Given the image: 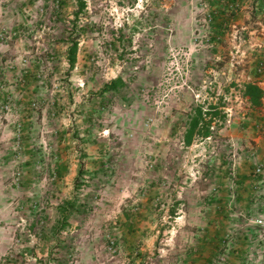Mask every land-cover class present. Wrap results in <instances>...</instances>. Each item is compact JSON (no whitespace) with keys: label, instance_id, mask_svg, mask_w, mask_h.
<instances>
[{"label":"rangeland","instance_id":"374dc122","mask_svg":"<svg viewBox=\"0 0 264 264\" xmlns=\"http://www.w3.org/2000/svg\"><path fill=\"white\" fill-rule=\"evenodd\" d=\"M214 3L0 0V86L13 89L22 84L13 82L15 78L26 77L19 88L29 93V113L35 115L30 128L23 129L28 132L23 134V150L11 152L5 175L0 169V264H123V242L114 222L124 203L142 201L162 203L157 210H144L143 216H151L153 223L141 221L139 229L159 230L157 241L152 235L146 244L160 248L159 254L165 250L166 229L173 224L165 205L169 183L178 198L181 190L185 196L195 195L193 186L207 185L204 174L212 168L209 159L215 152L222 157L223 171H229L232 147L219 128L230 114L239 118L247 108L235 82L219 84L212 77L198 85L194 78V93L173 105L175 111L185 105L188 109L174 131L164 130V136L172 132L176 139L175 153H188L189 158L164 161L156 173L149 144L153 125L149 119L142 125L138 116L149 106L144 94L164 75L172 49L191 50L192 59L199 51L198 34L192 33L186 44L183 36L189 33L180 29L179 13L214 12ZM75 42L77 60L72 67L69 52ZM243 52L240 46L233 56ZM228 54L233 59L230 50ZM216 69L222 76L230 73L226 63ZM118 77L124 85L104 91ZM2 101L0 130L14 115L11 101ZM190 108H202L210 112L206 121L216 116L218 122L209 140L197 136L186 148L181 139ZM219 110L221 114L214 115ZM17 131L2 134L7 145L19 137ZM171 170L176 172L173 178ZM152 251L147 260L155 256Z\"/></svg>","mask_w":264,"mask_h":264},{"label":"crops","instance_id":"0c3cea01","mask_svg":"<svg viewBox=\"0 0 264 264\" xmlns=\"http://www.w3.org/2000/svg\"><path fill=\"white\" fill-rule=\"evenodd\" d=\"M208 2L210 5L211 0ZM211 7L210 11L214 12H200L198 15L195 12H180L178 17L181 18L180 29L189 33L183 36L184 40L187 39V45L192 41V33L202 36L201 40L197 37L199 51L193 56L196 84L203 85L205 79L212 77L219 84L233 81L240 87L247 105L239 118L237 114L234 118L230 114L227 124L219 128L220 136L224 133L226 142L232 147L229 171H223L222 157L215 152L209 159L213 166L207 168L204 174L207 185L203 188L193 186L195 195L185 196L181 190L178 192L181 198H178L170 190L172 184L169 183L166 190L169 200L165 205L173 224L166 229V247L160 254V248L155 250L153 245L146 244L152 235L157 241L160 231L152 228L140 230L139 223L147 220L152 224L153 218L143 216L144 210H157L158 204L162 203L142 201L133 202L130 206L124 203L121 216L114 222L123 242V264H217L222 256L225 264H264V99L261 107H254L243 94L247 83H255L264 91V0H215ZM240 46H243L244 52L241 56H233ZM228 50L233 59L229 57ZM225 63L230 67V73L222 76L220 69L216 68ZM239 63L242 66H235ZM259 64L263 65L261 72L258 71ZM211 73V77L206 75ZM16 81L22 84H14L13 89L0 86V102L2 99L10 100L14 113L11 120L7 118L8 122H2L3 129L0 130V138L3 139H0V169L3 168V175L11 160V152L23 150V134L28 133L23 129L30 128L35 121L34 113H29V93L19 88L27 78H15L13 82ZM184 100L189 101V96ZM175 108L165 109L164 117L152 107L143 106L138 115L142 125L146 124L147 119L153 125L151 132L154 137H151L149 144L153 147L151 158L156 162V173L164 161H185L186 157L189 158L188 153L182 156L175 153L173 146L176 139L172 132L164 136V130L169 132L177 128L180 114L183 116L182 111L188 109L187 105L176 111ZM190 109L188 115L191 118L187 121L188 126L186 122L185 133L193 113L196 114L193 108ZM134 114L132 111L131 118H134ZM204 118L207 120L206 115ZM210 120L215 128L218 122L216 116ZM11 128L18 130L19 137L7 145L2 134ZM194 143L195 140L191 146H187L185 134L181 139V144L186 148L192 147ZM258 168H261L260 173L257 172ZM175 174L171 170V178ZM130 209L132 213H128ZM137 241L143 243L138 244ZM152 250L156 251L155 256L147 260L148 254H154Z\"/></svg>","mask_w":264,"mask_h":264},{"label":"built area","instance_id":"2783aa9c","mask_svg":"<svg viewBox=\"0 0 264 264\" xmlns=\"http://www.w3.org/2000/svg\"><path fill=\"white\" fill-rule=\"evenodd\" d=\"M169 64L160 81L151 90L144 94L145 101L160 115L164 110L180 102L184 94L194 93V62L191 50L172 49L169 52ZM258 71H263V65L259 64ZM258 173L261 168H258ZM264 227V224H263ZM222 257L217 264H221Z\"/></svg>","mask_w":264,"mask_h":264},{"label":"trees","instance_id":"16d2710c","mask_svg":"<svg viewBox=\"0 0 264 264\" xmlns=\"http://www.w3.org/2000/svg\"><path fill=\"white\" fill-rule=\"evenodd\" d=\"M77 50L78 42L72 44L69 52V63L73 67L77 60ZM124 82L121 77L113 80L109 85H107L104 91L116 90L123 86ZM244 96L248 98V101L254 107H261L263 105L264 91L263 89L255 83L245 84V90L243 92ZM210 112H204L202 109H198L196 114L193 116L189 123V127L185 133V144L191 146L197 136L208 138L212 135L211 127L212 120L206 121L204 115H208ZM219 112H214V115H220Z\"/></svg>","mask_w":264,"mask_h":264}]
</instances>
